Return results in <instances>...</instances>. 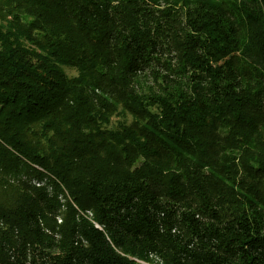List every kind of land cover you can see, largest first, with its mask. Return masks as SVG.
<instances>
[{
  "label": "trees",
  "instance_id": "trees-1",
  "mask_svg": "<svg viewBox=\"0 0 264 264\" xmlns=\"http://www.w3.org/2000/svg\"><path fill=\"white\" fill-rule=\"evenodd\" d=\"M152 257L264 264V0H0V264Z\"/></svg>",
  "mask_w": 264,
  "mask_h": 264
},
{
  "label": "rangeland",
  "instance_id": "rangeland-1",
  "mask_svg": "<svg viewBox=\"0 0 264 264\" xmlns=\"http://www.w3.org/2000/svg\"><path fill=\"white\" fill-rule=\"evenodd\" d=\"M66 71L70 74V75H75L76 74V71L75 70H73V69H66ZM149 84L151 83V79H149V78H146L145 79ZM119 121V118L118 117H114V119H113V123H117ZM129 121H130V119H129ZM49 180V179H48ZM48 180H46V179H43V180H36V179H33V180H31L30 182H32V184L34 185V186H36V187H38L39 186V184H40V186H42V187H49L50 189H51V191H54L53 190V186H51V185H49L48 183ZM49 185V186H48ZM61 202H63L64 200H60ZM75 207L76 208H78L76 205H75ZM67 209H66V207H64V206H62V211H66ZM79 215V214H78ZM59 222H61V220H59ZM146 264H162V262L158 259V258H156V257H152V260L151 261H149V262H146Z\"/></svg>",
  "mask_w": 264,
  "mask_h": 264
},
{
  "label": "built area",
  "instance_id": "built-area-1",
  "mask_svg": "<svg viewBox=\"0 0 264 264\" xmlns=\"http://www.w3.org/2000/svg\"><path fill=\"white\" fill-rule=\"evenodd\" d=\"M39 186H40V184H39Z\"/></svg>",
  "mask_w": 264,
  "mask_h": 264
}]
</instances>
